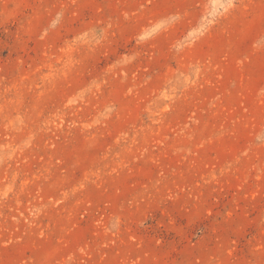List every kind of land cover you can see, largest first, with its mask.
Here are the masks:
<instances>
[{
    "label": "rangeland",
    "instance_id": "rangeland-1",
    "mask_svg": "<svg viewBox=\"0 0 264 264\" xmlns=\"http://www.w3.org/2000/svg\"><path fill=\"white\" fill-rule=\"evenodd\" d=\"M0 264H264V0H0Z\"/></svg>",
    "mask_w": 264,
    "mask_h": 264
}]
</instances>
